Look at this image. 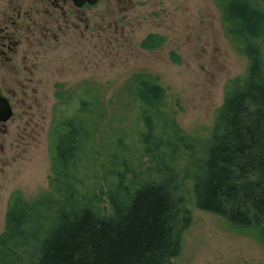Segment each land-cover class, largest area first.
<instances>
[{
    "label": "trees",
    "instance_id": "16d2710c",
    "mask_svg": "<svg viewBox=\"0 0 264 264\" xmlns=\"http://www.w3.org/2000/svg\"><path fill=\"white\" fill-rule=\"evenodd\" d=\"M213 1L247 62L213 126L186 133L181 98L159 78L133 77L131 125L87 90L54 123L48 189L12 195L0 264H173L193 206L264 244V0ZM164 43L152 34L141 48Z\"/></svg>",
    "mask_w": 264,
    "mask_h": 264
},
{
    "label": "rangeland",
    "instance_id": "374dc122",
    "mask_svg": "<svg viewBox=\"0 0 264 264\" xmlns=\"http://www.w3.org/2000/svg\"><path fill=\"white\" fill-rule=\"evenodd\" d=\"M95 10L111 17L107 30L100 23L97 50L63 47L40 58L36 83L31 85L38 94L7 97L14 118L7 124L8 132L0 135V234L15 192L30 200L48 189L54 123L73 113L78 100L88 97L87 90L93 95L98 89L109 116L126 115L131 125L128 101L133 77L159 78L180 96L179 122L186 133L194 134L213 126L224 104L226 84L245 73L247 62L225 35L213 0H101ZM152 34L164 37L165 43L154 51L142 49ZM172 53L180 64L172 62ZM191 210L193 224L173 264H264V244L258 238L239 233L194 206Z\"/></svg>",
    "mask_w": 264,
    "mask_h": 264
},
{
    "label": "flooded vegetation",
    "instance_id": "af4514ba",
    "mask_svg": "<svg viewBox=\"0 0 264 264\" xmlns=\"http://www.w3.org/2000/svg\"><path fill=\"white\" fill-rule=\"evenodd\" d=\"M91 1L0 0V74L5 76L0 82V94L3 97L36 96L39 90L31 85L36 83L38 62L60 48L84 46L97 50L100 23L107 30V18L111 17L95 10L101 0H96V4ZM90 57L96 59L95 55ZM10 105L13 119L14 107L11 102ZM7 124H0V135L8 132Z\"/></svg>",
    "mask_w": 264,
    "mask_h": 264
},
{
    "label": "water",
    "instance_id": "95a60500",
    "mask_svg": "<svg viewBox=\"0 0 264 264\" xmlns=\"http://www.w3.org/2000/svg\"><path fill=\"white\" fill-rule=\"evenodd\" d=\"M92 4H96V0L91 1ZM13 117V110L10 102L7 98L0 94V124L8 123Z\"/></svg>",
    "mask_w": 264,
    "mask_h": 264
}]
</instances>
